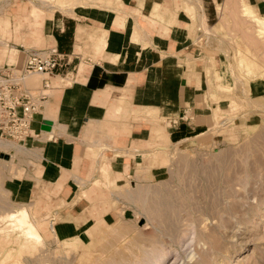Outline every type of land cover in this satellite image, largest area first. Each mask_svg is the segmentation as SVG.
<instances>
[{
	"label": "rangeland",
	"instance_id": "rangeland-1",
	"mask_svg": "<svg viewBox=\"0 0 264 264\" xmlns=\"http://www.w3.org/2000/svg\"><path fill=\"white\" fill-rule=\"evenodd\" d=\"M159 1L181 3L191 19L201 119L185 115L200 124V134L166 145L162 155H143L161 158L153 178L116 185L109 165L100 167L92 182L115 200L119 217L112 226L96 223L80 239L55 234L53 220L22 202L17 180L32 163L28 149L0 147V264H149L151 252H163V264H264V30L253 19L264 18V0ZM7 2L0 0V56L11 47L4 46L14 18ZM76 65L58 80L71 77ZM23 209L50 225L34 219L43 241L25 238L18 220L5 218Z\"/></svg>",
	"mask_w": 264,
	"mask_h": 264
},
{
	"label": "crops",
	"instance_id": "crops-1",
	"mask_svg": "<svg viewBox=\"0 0 264 264\" xmlns=\"http://www.w3.org/2000/svg\"><path fill=\"white\" fill-rule=\"evenodd\" d=\"M7 1L14 18L4 46L11 47L0 68L19 70L29 50L50 47L70 58L63 73L77 62L71 77L50 76L52 90L32 122L37 136L18 144L32 157L18 191L38 217L53 220L55 234L89 237L96 223L112 226L119 217L115 200L92 182L100 167L109 165L116 185L153 178L161 158L143 155L200 134L185 115L201 119L191 19L181 3L159 0ZM43 119L50 131L40 128Z\"/></svg>",
	"mask_w": 264,
	"mask_h": 264
},
{
	"label": "built area",
	"instance_id": "built-area-1",
	"mask_svg": "<svg viewBox=\"0 0 264 264\" xmlns=\"http://www.w3.org/2000/svg\"><path fill=\"white\" fill-rule=\"evenodd\" d=\"M70 63L66 54L50 47L29 50L19 70L0 68V138L25 142L37 136L32 122L52 90L50 76L59 77ZM32 76L37 80L30 83Z\"/></svg>",
	"mask_w": 264,
	"mask_h": 264
},
{
	"label": "bare ground",
	"instance_id": "bare-ground-1",
	"mask_svg": "<svg viewBox=\"0 0 264 264\" xmlns=\"http://www.w3.org/2000/svg\"><path fill=\"white\" fill-rule=\"evenodd\" d=\"M246 10H248V9H246ZM253 19L260 26V30L263 31L264 30V18L258 17L257 14L255 13V15L253 16ZM22 143H25V142H13L10 140L5 141L4 139H0V147H2L4 149L13 148L15 150H19V152H22L24 150V147L16 145V144H22ZM104 169L106 170V167H104L103 170ZM83 185H84V183H83ZM5 218H7V220L11 223H13L14 220H18V228H17V226H15V229L17 228L19 230V232L25 238H31V239L36 240V241L37 240L43 241L44 236L41 232V229L38 227L37 222L34 220V218L32 217V214L29 213L27 209H23L19 213H9L6 215ZM164 259L165 258H164L163 252H161L159 254H155V255L153 252H151V254H147L145 257L146 262H148L149 264H163Z\"/></svg>",
	"mask_w": 264,
	"mask_h": 264
},
{
	"label": "water",
	"instance_id": "water-1",
	"mask_svg": "<svg viewBox=\"0 0 264 264\" xmlns=\"http://www.w3.org/2000/svg\"><path fill=\"white\" fill-rule=\"evenodd\" d=\"M52 126V121L48 119H43L40 128L44 131H50Z\"/></svg>",
	"mask_w": 264,
	"mask_h": 264
}]
</instances>
